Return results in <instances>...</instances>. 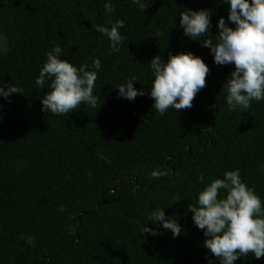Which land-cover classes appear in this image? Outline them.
Returning a JSON list of instances; mask_svg holds the SVG:
<instances>
[{
    "label": "trees",
    "instance_id": "trees-1",
    "mask_svg": "<svg viewBox=\"0 0 264 264\" xmlns=\"http://www.w3.org/2000/svg\"><path fill=\"white\" fill-rule=\"evenodd\" d=\"M106 2L0 0V84L22 91L0 96V264H216L188 206L235 169L264 201V100L228 110L222 86L234 65L215 64L210 49L179 27V13L208 9L215 40L228 5L143 0L141 10L131 0H111L115 11L107 13ZM117 19L125 26L113 51L95 26ZM57 45L75 66L101 60L96 107L82 104L64 115L42 110L50 88L35 80ZM189 51L210 69L206 86L191 108L161 115L148 94L147 63ZM132 76L145 94L130 101L116 87ZM154 169L167 174L154 178ZM163 207L181 225L179 236L162 227L159 235L143 233L145 224L156 227L148 219ZM235 264H264V257Z\"/></svg>",
    "mask_w": 264,
    "mask_h": 264
},
{
    "label": "clouds",
    "instance_id": "clouds-1",
    "mask_svg": "<svg viewBox=\"0 0 264 264\" xmlns=\"http://www.w3.org/2000/svg\"><path fill=\"white\" fill-rule=\"evenodd\" d=\"M227 3V20L221 16L217 22L218 32L212 38L211 12L208 9L182 11L179 27L184 34L210 49L217 65H234V71L226 78L222 88L226 91L229 111L247 110L251 102L264 100V0H220ZM141 10L143 0H131ZM107 13L115 11L111 0L104 4ZM95 26V31L104 34L113 51H118L122 42L120 29L123 19L114 23ZM176 27V26H175ZM201 37H204L201 40ZM63 49L57 45L47 52V59L35 83L50 91L43 97L42 110L55 115L68 114L87 104L96 107L94 95L101 60L95 58L92 65L75 66L61 58ZM152 74L148 94L153 98V109L163 115L172 108L176 112L192 107L196 94L206 86L210 69L205 61L192 52L168 53L154 56L149 63ZM91 69V70H90ZM139 81L132 76L118 85V95L130 101L144 95L143 88L134 87ZM13 93H22L18 86L0 84V96L7 100ZM103 158V157H102ZM264 167V166H262ZM166 171L154 169L151 176L159 178ZM197 180L203 184L201 174ZM194 224L203 230L204 246L219 260V264H235L241 257L249 255L256 259L264 257V201L242 179L239 169L225 171L223 178L217 177L198 192L196 205H189ZM156 227L144 225L143 233L159 235V228L171 230L173 237L181 234L178 220H171L163 208L151 212L149 219ZM28 243L33 244L32 238ZM209 264H213L210 260Z\"/></svg>",
    "mask_w": 264,
    "mask_h": 264
},
{
    "label": "rangeland",
    "instance_id": "rangeland-1",
    "mask_svg": "<svg viewBox=\"0 0 264 264\" xmlns=\"http://www.w3.org/2000/svg\"><path fill=\"white\" fill-rule=\"evenodd\" d=\"M2 39H3V38L0 36V41H2Z\"/></svg>",
    "mask_w": 264,
    "mask_h": 264
}]
</instances>
